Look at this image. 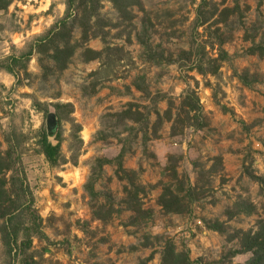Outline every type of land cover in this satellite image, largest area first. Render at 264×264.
Here are the masks:
<instances>
[{
	"label": "rangeland",
	"instance_id": "obj_1",
	"mask_svg": "<svg viewBox=\"0 0 264 264\" xmlns=\"http://www.w3.org/2000/svg\"><path fill=\"white\" fill-rule=\"evenodd\" d=\"M135 2L130 20L101 2L87 43L70 20L55 40L77 47L64 71L39 42L61 28L66 0H11L0 11V156L16 215L0 219V264H161L168 245L189 264L250 258L233 253L237 231L264 222V58L247 53L264 46V0ZM235 7L225 23L212 16ZM85 49L100 56L86 61ZM194 94L200 113L177 135L165 120L154 135L168 102L175 118ZM49 113L55 165L40 146ZM119 165L143 188L138 218L122 204ZM166 187L178 214L160 206ZM110 205L120 213L94 216Z\"/></svg>",
	"mask_w": 264,
	"mask_h": 264
},
{
	"label": "trees",
	"instance_id": "obj_2",
	"mask_svg": "<svg viewBox=\"0 0 264 264\" xmlns=\"http://www.w3.org/2000/svg\"><path fill=\"white\" fill-rule=\"evenodd\" d=\"M103 1H108L113 5V8L120 14L124 19H131V7L137 5L135 0H66L65 4V16L60 23L61 28L56 30L55 28L48 33V35L40 40L39 48L41 47L44 52H51L49 58L55 62V67L59 71H64L67 69L70 58L76 51L77 47L70 46L69 43H65L63 47L56 45L58 38L62 36V30H66L68 22L71 20L77 24L82 32V41L87 43L90 36V30L92 28L91 21L97 16L100 4ZM11 4V0H0V11L6 10ZM239 10L238 7L235 8H223L222 10H214L215 15L217 14V23H225L226 20L235 14ZM198 19L201 24H205L207 18L199 13ZM203 17V18H202ZM95 37V36H94ZM247 53L251 56H258L259 58H264V46H254L250 48ZM84 56L86 61L98 59L100 53L94 52L90 49H85ZM13 62H16L13 60ZM217 73V68L214 67L211 74L215 75ZM174 109V103L172 101L168 102V108L163 113V115L157 114V121L153 126L154 135L158 132V128L161 126L162 121L172 122L171 130L173 135H177L179 126L184 127L186 120L189 119V114L193 112L195 115L200 113L199 100L194 95L187 96L184 98L180 104L178 113L175 118L173 117L172 111ZM131 110H127L123 113L125 117L132 114ZM134 115L142 117L139 112ZM140 121V120H138ZM203 127V124L199 125V128ZM54 133V132H53ZM51 134V136L53 135ZM40 146L42 153L51 165H55L59 159V145L52 146L48 141V135L46 132L42 133L40 136ZM11 167L7 160L0 156V219L7 218L8 224H10L16 215H14V210L12 205L14 200L12 199L10 193L7 190V181L4 177L7 171H10ZM117 176L119 179H128L129 183L127 187L124 188V200L122 204L125 210L130 211L135 215V218L143 215L141 199L139 195L143 193V188L137 184V176L134 172L125 171L121 165L118 166ZM159 203L166 214H178L181 211V204L179 198L175 196L170 188H163V191L159 197ZM114 213H120L119 210H114L113 206L109 207L100 206L96 209L94 216L103 222L109 220ZM250 213V212H249ZM17 232H13V236L16 239ZM237 235L240 237L241 250L236 251L233 255L240 254H251L250 258L245 264H264V222L261 221L258 224L257 230L252 232H242L237 231ZM12 238V237H11ZM161 264H189L187 256H181V254H175V251L171 245L166 246Z\"/></svg>",
	"mask_w": 264,
	"mask_h": 264
},
{
	"label": "water",
	"instance_id": "obj_3",
	"mask_svg": "<svg viewBox=\"0 0 264 264\" xmlns=\"http://www.w3.org/2000/svg\"><path fill=\"white\" fill-rule=\"evenodd\" d=\"M46 126H47V135L50 138L51 134L55 131L57 127V119L55 114L49 113L46 118Z\"/></svg>",
	"mask_w": 264,
	"mask_h": 264
}]
</instances>
